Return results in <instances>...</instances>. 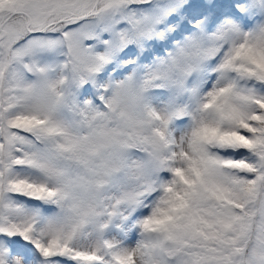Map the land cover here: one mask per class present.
I'll use <instances>...</instances> for the list:
<instances>
[{
    "label": "snow or ice",
    "instance_id": "obj_1",
    "mask_svg": "<svg viewBox=\"0 0 264 264\" xmlns=\"http://www.w3.org/2000/svg\"><path fill=\"white\" fill-rule=\"evenodd\" d=\"M0 264H264V0H0Z\"/></svg>",
    "mask_w": 264,
    "mask_h": 264
}]
</instances>
